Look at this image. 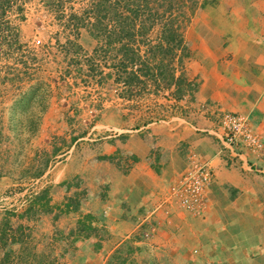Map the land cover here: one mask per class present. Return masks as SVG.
<instances>
[{"label":"rangeland","instance_id":"rangeland-1","mask_svg":"<svg viewBox=\"0 0 264 264\" xmlns=\"http://www.w3.org/2000/svg\"><path fill=\"white\" fill-rule=\"evenodd\" d=\"M205 4L206 0H0V231L5 216L15 223L21 217L13 213L32 205L29 216H23L30 224L21 227L19 244L11 240L14 232L4 238L8 244L2 248L0 264L5 251L10 253V260L2 264H264V221L258 212L264 196H242L236 207H252L255 212H243L240 225L227 229L218 245L217 236H205L212 242H205L203 248L212 252L198 259L195 253L186 259L177 258L175 231L169 246L157 244V249H152L129 243L150 239L157 223L154 215L131 240L113 251L116 238L100 230L107 242L105 249L88 259V246L78 239L70 241L72 234L61 232L51 238L42 229L51 226L48 199L47 210L29 200L16 212L4 199L32 189L33 180L40 177L45 183L39 181L35 186L46 188L49 195L55 162L68 155L75 143L73 151L94 148L99 129L118 127L121 120L130 121L128 129H132L137 124L131 119L154 122L169 115L170 103L164 96L155 97L164 92L166 83L160 80L156 88L151 78L136 69L147 61L157 72L154 65L160 61H174L177 48L166 43L160 48L155 45L161 43L162 33L168 35L170 31L178 33L183 44L184 30L197 8ZM122 26L131 34L130 52L135 59L127 71L139 75L138 82L131 84L125 83L127 74L119 66L121 47L124 42L128 44L126 38L120 40ZM154 107L161 110L159 114L148 112ZM106 132L112 136L117 131ZM259 184L252 182L253 186ZM249 215L257 217L254 222ZM244 219L246 224L241 222ZM35 240L44 244L36 246Z\"/></svg>","mask_w":264,"mask_h":264},{"label":"crops","instance_id":"crops-1","mask_svg":"<svg viewBox=\"0 0 264 264\" xmlns=\"http://www.w3.org/2000/svg\"><path fill=\"white\" fill-rule=\"evenodd\" d=\"M206 1L183 32L182 60L178 63V49L169 68L173 82L165 84L163 92L167 95L155 96H164L168 103L176 100L185 115L154 122L131 119L137 124L132 129H128L130 121L122 118L118 127L98 130L94 148L73 151L74 142L69 154L51 168L47 215L51 226L42 229L51 238L61 232L72 234L70 241L78 239L88 246V259L105 249L107 242L100 230H105L109 238H116L113 251L131 240L152 215L157 223L150 239L129 243L152 249H157V244L169 246L175 231L178 259L193 253L197 259L205 258L207 252H212L203 248L205 242H212L205 236H217L218 245L227 229L240 225L243 212H255L252 207H236L240 198L264 196V158L245 152L229 165L218 155L220 141L212 134L218 115L233 111L249 117L264 144V0ZM178 77L186 83L180 95H176ZM159 111L154 107L148 112L156 115ZM107 129L117 132L109 136ZM190 154L210 159L213 170L207 203L198 215L177 204L163 203ZM73 180L79 183L74 184ZM253 181L260 187L253 186ZM66 183L70 186H61ZM78 192L81 198L77 208L65 210L68 197ZM258 212L264 221V205ZM87 215L86 229L77 230ZM256 218L248 217L253 222ZM16 219L15 223V219L12 224L9 222L12 231L30 224L26 218ZM246 219L241 222L246 224ZM198 227L202 229L198 231ZM33 244L44 243L35 240ZM2 255L0 248V259Z\"/></svg>","mask_w":264,"mask_h":264},{"label":"built area","instance_id":"built-area-1","mask_svg":"<svg viewBox=\"0 0 264 264\" xmlns=\"http://www.w3.org/2000/svg\"><path fill=\"white\" fill-rule=\"evenodd\" d=\"M169 114L162 119L184 116L182 105L171 99ZM208 131V130H206ZM212 134L216 135L220 141L218 155L225 158L229 165H233L245 152L264 158V144L260 135L254 130L247 115L222 111L216 120V129H212ZM189 162L183 172L169 186V192L165 195L163 203H176L184 210L193 214H200L204 209L207 200L208 189L213 178V170L210 159L190 154ZM44 182L43 177L36 178L32 182V189L23 190L22 193L9 195L5 200L10 201V206L18 209L25 205L32 197L38 194L39 190L35 186L38 182ZM45 183V182H44ZM18 202V203H17ZM17 203V204H16ZM148 222V221H147Z\"/></svg>","mask_w":264,"mask_h":264},{"label":"trees","instance_id":"trees-1","mask_svg":"<svg viewBox=\"0 0 264 264\" xmlns=\"http://www.w3.org/2000/svg\"><path fill=\"white\" fill-rule=\"evenodd\" d=\"M121 29H122V32L120 33V40L123 41L126 38L128 40V44L124 42L122 47H121V49H123V59H122V62L119 66L122 69V71L126 72V74H127L125 83L131 84L133 82H138L137 79L139 78V75L135 71H131V70L127 71L128 65H131L132 63L135 64V62H134L135 59H134V57H132L134 55V53L130 52L132 49V44L129 41V40H131V36H130L131 34L128 31H124L123 26L121 27ZM166 29L171 30L170 28H166ZM161 37H162L161 43H159L158 45H155L156 48H160L163 46L160 44L166 43V45L169 46V48L174 47L175 49L176 48L180 49V51L183 54L184 47L181 44L182 39H181V37L179 38L178 33L174 32V31H170L168 35H165L162 33ZM169 48H167L166 51H168ZM181 57H182V55L178 57V63H181V60H182ZM171 63H172L171 58L168 59L166 61V63H161V61H160L158 64L154 65V67L158 69L157 72H154L153 68H151L150 65L148 66L147 61L146 62L144 61L143 67H138L136 70L140 71L143 74V76H147V77L151 78L152 82L154 83L155 87L157 88L160 85L159 84L160 80L164 81L168 85L172 84L173 76L170 73V69H169V66ZM140 82L142 84L146 85L145 81H140ZM185 84L186 83H184L182 81L181 77H178L176 79V84H175V86L177 88L176 89V95H180L182 89H184V88L186 89ZM77 195H78V193L72 197H68V200L66 201V205H65V210H68L69 208H72V209L77 208V206L79 205V200H80ZM47 199H48V191L46 188H42L39 190L38 194H36L34 197H32L31 201L33 203L38 204L42 209L47 210L49 208L48 204H47ZM31 208H32V205H29V207L25 211H23L19 214H15V213H13V214L18 216V217L29 216V211L31 210ZM5 213H8V212H5ZM5 217H6V220L3 224L2 230L0 231V248H3V249H5V247L8 244V243L6 244V242L8 241L7 238L6 239H4V238L7 237L10 232H14L13 233L14 237L11 239L12 241L17 240V242H19L20 238L22 237L20 235V234H22L21 227H18L16 229V232H15V230L12 231L13 228L9 224L7 216H5ZM88 219H89V215L85 216L84 221H80L78 223V229L77 230H80V229L85 230L86 229L85 221ZM17 233H19V235ZM9 257H10V253L8 251L7 252L5 251L2 263L9 262V260H10Z\"/></svg>","mask_w":264,"mask_h":264}]
</instances>
